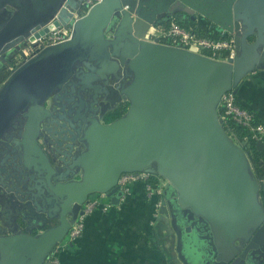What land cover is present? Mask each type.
Listing matches in <instances>:
<instances>
[{
	"label": "water",
	"instance_id": "water-1",
	"mask_svg": "<svg viewBox=\"0 0 264 264\" xmlns=\"http://www.w3.org/2000/svg\"><path fill=\"white\" fill-rule=\"evenodd\" d=\"M80 2L0 0V14L9 15L0 25V62L30 31L36 30L32 40L66 25L65 7ZM173 13L233 34L236 56L214 60L143 39L151 24ZM256 69H264V0L93 5L73 22L71 39L41 50L0 87V137L18 129L6 137L17 165L1 171L9 181H0V264H48L89 196L105 193L117 205L120 176L141 171L168 181L160 213L170 217L184 264H264L263 183L250 174L216 111L222 94L237 93ZM123 99L125 113L101 122ZM55 217V225L28 234L34 223L43 228ZM196 222L210 250L194 242L186 253Z\"/></svg>",
	"mask_w": 264,
	"mask_h": 264
},
{
	"label": "crops",
	"instance_id": "crops-1",
	"mask_svg": "<svg viewBox=\"0 0 264 264\" xmlns=\"http://www.w3.org/2000/svg\"><path fill=\"white\" fill-rule=\"evenodd\" d=\"M171 19L192 26L203 37L219 38L226 34L203 21L194 23L182 13H173L169 19L154 25H166ZM235 95L237 101L253 111L264 124V69L249 72ZM110 114L101 122L107 123ZM131 191L124 202L118 200L117 205H113L107 198L111 207L102 209L97 206L92 209L86 216L81 237L73 242H67L64 238L53 247L50 255L60 247L56 253L59 264H184L178 257L176 234L170 217L160 213L152 222L156 197L164 204V189L159 197L153 194L149 198L142 183L133 184ZM0 204L4 205L1 199ZM1 211L4 212L5 208ZM70 218L68 215L67 219ZM57 220L55 217L49 222L55 225ZM5 223L8 225L9 219H5ZM33 225L29 235H38L47 228L46 225L37 227V222ZM191 243L185 240L184 252L188 253Z\"/></svg>",
	"mask_w": 264,
	"mask_h": 264
},
{
	"label": "built area",
	"instance_id": "built-area-1",
	"mask_svg": "<svg viewBox=\"0 0 264 264\" xmlns=\"http://www.w3.org/2000/svg\"><path fill=\"white\" fill-rule=\"evenodd\" d=\"M99 1L100 0H81L79 6L73 10H69L65 7L70 14L68 23L66 25L59 24L49 29L44 34L34 37L32 40H30V36H34L36 30L30 31L29 36L19 43L16 54L10 59L11 65H8L9 74L11 75L20 65L37 55L44 48L71 39L73 35V22L84 17L88 10ZM64 6L65 5H62V7ZM57 13L52 17L49 23L57 19ZM43 27L44 26H41V28ZM143 39L152 42L157 40L160 44L186 50H194L197 54L220 61L233 59L237 54L233 34L226 33L219 38L203 37L198 35L192 26L182 25L176 19H171L166 25L157 26L152 24L143 34ZM216 111L218 117L221 119L224 131L234 143L236 141L243 146H247L249 140L264 142V124L253 111L244 107L237 101L236 95L232 90L222 94L217 104ZM229 121L245 127L248 131V135L244 136L242 140H238ZM152 177L156 178L155 181L152 180ZM161 180L162 178H159L155 174L144 171L123 173L118 180L119 189L121 191L119 202H124L126 197L131 194V187L135 183H142L145 195L148 198L153 194L159 197L163 190V181ZM107 198L105 193H95L92 197L88 198L87 202L82 206L83 212L77 215L76 219L70 223L68 232L65 235L67 242H73L81 237L85 228L86 216L92 209L97 206H100L102 209L111 207V203ZM161 206V199L156 197L152 222L160 214ZM59 249L60 247H57L53 254L48 257V264H59V260L56 256Z\"/></svg>",
	"mask_w": 264,
	"mask_h": 264
},
{
	"label": "flooded vegetation",
	"instance_id": "flooded-vegetation-1",
	"mask_svg": "<svg viewBox=\"0 0 264 264\" xmlns=\"http://www.w3.org/2000/svg\"><path fill=\"white\" fill-rule=\"evenodd\" d=\"M121 101L122 102L119 103L116 106V108L119 107L121 104L122 105L125 104L124 102H126L127 100L123 99ZM116 108H114V110ZM113 111H111L110 113H112ZM110 113H108L104 118H106ZM17 117H19V114H17ZM15 123L17 124L18 127L21 126L20 122L16 121ZM17 131H18V129L17 130H14V129H11V128L7 129V130H5L3 136L0 137V178H1L0 181H9V179H5V177L7 175H6V173L1 172L2 169H8V170L11 169V170H13L12 167L14 166V164L17 165L16 157L14 158V162L12 161L13 156L15 155V152H13V153L11 152V149L13 148V145L11 143L12 142V138H11V140H7L8 137H10L13 133H16ZM14 137L16 138V136H13V138ZM6 145H9V147H7ZM203 230H204L203 225L200 224L199 222H196L194 227H192V229H191V232L193 233V237H194V241L192 242V244H194V242H195L201 248H204L205 250L206 249L210 250V246L207 244V239H204V235L207 232L203 231Z\"/></svg>",
	"mask_w": 264,
	"mask_h": 264
},
{
	"label": "trees",
	"instance_id": "trees-1",
	"mask_svg": "<svg viewBox=\"0 0 264 264\" xmlns=\"http://www.w3.org/2000/svg\"><path fill=\"white\" fill-rule=\"evenodd\" d=\"M192 23V22H190ZM5 76H0V83H2L5 80ZM127 107L123 104L117 107L109 116L107 121H112L120 116H122ZM230 125L233 128V131L235 133V136L238 140H242V138L246 135H248V131L245 127L235 124L233 122H230ZM247 150L249 151V156L251 159V164L253 166V169H255V174L257 177L262 178L264 176V148L259 150L256 146V141L254 140H249L248 145H247ZM260 195L263 196L264 200V192H260ZM53 225V222H49L46 227H51Z\"/></svg>",
	"mask_w": 264,
	"mask_h": 264
},
{
	"label": "rangeland",
	"instance_id": "rangeland-1",
	"mask_svg": "<svg viewBox=\"0 0 264 264\" xmlns=\"http://www.w3.org/2000/svg\"><path fill=\"white\" fill-rule=\"evenodd\" d=\"M8 9H10V10H12L11 8H7V10ZM9 11V10H8ZM9 17V15H8V13L7 12H5V13H3V14H0V25L3 23V22H5L6 21V19ZM24 40V39H23ZM16 52H17V50H15L14 48H11V49H8L7 51H5V52H3V56L5 57V59H6V63H2V62H0V76H5L6 78H5V80L2 82V83H0V87L3 85V83L8 79V77L10 76V74H9V71H8V65H11V61H10V59H11V57L14 55V54H16ZM125 104V106L126 107H128V101H126V102H124ZM122 105V104H121ZM232 142H233V140L232 139H230ZM234 143V142H233ZM236 146H238L242 151H243V153L245 154V157H246V159H247V163H248V168H249V172H250V174L256 179V181H258V182H260V181H262L261 183H263V186L262 187H260V191H259V202L262 204V206L264 207V200H263V196H261L260 195V192H264V176L262 177V178H259V177H257V175L255 174V169H253V166H252V164H251V159H250V156H249V151L247 150V146H243V145H241V143H239V142H236L235 141V143H234ZM156 176H158L159 178H162V180L161 181H163V184H164V187H163V189L165 188V187H167V185H168V181L164 178V177H162L161 175H159V174H155ZM155 177H152V180L153 181H155Z\"/></svg>",
	"mask_w": 264,
	"mask_h": 264
}]
</instances>
